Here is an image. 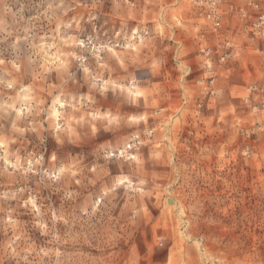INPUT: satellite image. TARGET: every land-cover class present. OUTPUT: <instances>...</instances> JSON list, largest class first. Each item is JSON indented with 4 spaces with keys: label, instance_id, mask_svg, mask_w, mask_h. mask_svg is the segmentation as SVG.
<instances>
[{
    "label": "rangeland",
    "instance_id": "obj_1",
    "mask_svg": "<svg viewBox=\"0 0 264 264\" xmlns=\"http://www.w3.org/2000/svg\"><path fill=\"white\" fill-rule=\"evenodd\" d=\"M220 10L0 0V264H264V0Z\"/></svg>",
    "mask_w": 264,
    "mask_h": 264
},
{
    "label": "built area",
    "instance_id": "obj_2",
    "mask_svg": "<svg viewBox=\"0 0 264 264\" xmlns=\"http://www.w3.org/2000/svg\"><path fill=\"white\" fill-rule=\"evenodd\" d=\"M220 1L221 0H195V2L199 4V6H204V19L207 23L211 25L214 30L220 29L222 25ZM261 18L264 19V15H262ZM144 34H147V31H145ZM208 52L209 51H207V53Z\"/></svg>",
    "mask_w": 264,
    "mask_h": 264
},
{
    "label": "bare ground",
    "instance_id": "obj_3",
    "mask_svg": "<svg viewBox=\"0 0 264 264\" xmlns=\"http://www.w3.org/2000/svg\"><path fill=\"white\" fill-rule=\"evenodd\" d=\"M168 203H169L170 205H172V204H173L172 199L169 198Z\"/></svg>",
    "mask_w": 264,
    "mask_h": 264
}]
</instances>
